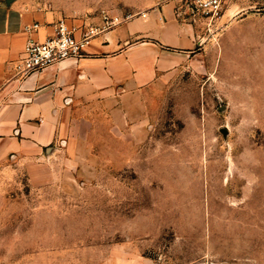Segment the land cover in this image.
I'll return each instance as SVG.
<instances>
[{
	"label": "rangeland",
	"instance_id": "1",
	"mask_svg": "<svg viewBox=\"0 0 264 264\" xmlns=\"http://www.w3.org/2000/svg\"><path fill=\"white\" fill-rule=\"evenodd\" d=\"M102 1L22 0L90 22ZM177 18L174 69L0 165V264H264V0Z\"/></svg>",
	"mask_w": 264,
	"mask_h": 264
},
{
	"label": "crops",
	"instance_id": "2",
	"mask_svg": "<svg viewBox=\"0 0 264 264\" xmlns=\"http://www.w3.org/2000/svg\"><path fill=\"white\" fill-rule=\"evenodd\" d=\"M115 1L74 12L107 9L133 16L93 37L83 56L18 78L13 66L27 38L24 26L38 21L35 36L42 39L51 34L59 16L27 7L22 0H0V165L10 158H44L78 118L93 109L121 108L119 99L139 98L147 86L186 59V49L196 42L195 29L175 16L173 2Z\"/></svg>",
	"mask_w": 264,
	"mask_h": 264
},
{
	"label": "built area",
	"instance_id": "3",
	"mask_svg": "<svg viewBox=\"0 0 264 264\" xmlns=\"http://www.w3.org/2000/svg\"><path fill=\"white\" fill-rule=\"evenodd\" d=\"M168 2H173L176 17L182 16L184 12L193 16L202 15L212 27L221 17V0H189L185 3L181 0H157V5ZM132 16L131 13L119 15L102 11L100 20L96 23L86 20L76 22L74 19L59 16L52 23L51 34L42 39L35 36L41 27L38 21L26 24L24 30L27 33V38L20 55L14 61L15 75L18 78L24 77L64 59L83 56L86 46L93 37Z\"/></svg>",
	"mask_w": 264,
	"mask_h": 264
}]
</instances>
